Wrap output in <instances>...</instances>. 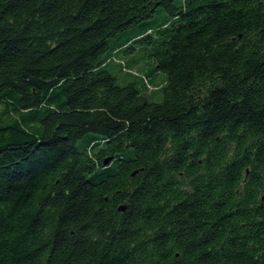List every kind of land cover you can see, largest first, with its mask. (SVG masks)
<instances>
[{"label":"trees","instance_id":"trees-1","mask_svg":"<svg viewBox=\"0 0 264 264\" xmlns=\"http://www.w3.org/2000/svg\"><path fill=\"white\" fill-rule=\"evenodd\" d=\"M0 264H264V0H0Z\"/></svg>","mask_w":264,"mask_h":264},{"label":"rangeland","instance_id":"rangeland-1","mask_svg":"<svg viewBox=\"0 0 264 264\" xmlns=\"http://www.w3.org/2000/svg\"><path fill=\"white\" fill-rule=\"evenodd\" d=\"M158 17L159 14H157ZM138 33V29L129 30L121 40L124 41L129 34L134 35ZM133 47L131 51L121 52L116 51L111 54L109 60L106 62V69L116 77L118 83L125 86L129 83L136 82L138 86L142 87L145 82L146 86L149 87V91L153 90L156 92L155 101H162V93L160 87L163 84V74L158 75L154 81L152 76L149 75L153 60L149 53L152 46L145 43L130 45ZM83 141H80L81 144Z\"/></svg>","mask_w":264,"mask_h":264},{"label":"water","instance_id":"water-1","mask_svg":"<svg viewBox=\"0 0 264 264\" xmlns=\"http://www.w3.org/2000/svg\"><path fill=\"white\" fill-rule=\"evenodd\" d=\"M111 161H112L111 158H110V159H106V160L104 161V165L107 166ZM136 174H137V172H135L133 175H136ZM119 210L122 211V212H124V211L126 210V206H121V207L119 208Z\"/></svg>","mask_w":264,"mask_h":264}]
</instances>
